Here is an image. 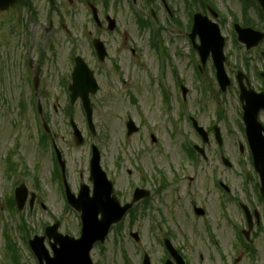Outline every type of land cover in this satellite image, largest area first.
I'll use <instances>...</instances> for the list:
<instances>
[{
	"label": "rangeland",
	"instance_id": "1",
	"mask_svg": "<svg viewBox=\"0 0 264 264\" xmlns=\"http://www.w3.org/2000/svg\"><path fill=\"white\" fill-rule=\"evenodd\" d=\"M80 1L55 0L60 11L52 15L48 0H35L37 17L31 21L21 7L0 15V201L4 204L7 197H13L20 184L36 196L31 209L28 201L21 212L16 208L10 212L5 207L0 209V264H12L5 248V232L17 244L18 264H36L24 241L25 233L19 230L22 220L29 239L41 236L45 227L55 222L61 225L60 233L74 238L79 235V215L66 208L63 189L52 180L51 143L44 147L39 144L42 120L65 160L72 193L76 194L81 184L90 187L91 144L99 149L101 169L114 183L122 204L136 187L151 193L145 203L144 199L137 204L132 216L129 214L118 224L119 228L111 229L102 248H93L94 264H141L143 253L152 264H163L167 259L164 239L170 240L186 264H264V205L241 132L242 111L235 81L236 73L242 72L251 90L264 89L259 77L264 69V43L246 51L233 40L232 26L234 19L240 23L245 15L255 23L252 15L241 10V0H212L226 40L225 71L232 81L221 93L211 60L198 72L199 59L185 32L178 36L179 29L161 13L157 25L163 29L165 68L164 76L160 74L157 55L149 46V33L139 30L135 22L136 10L149 19L143 0H137L138 9L130 5V0L106 1L108 9L104 12L116 21L114 33H107L105 28L96 30ZM176 2L181 4L180 0ZM92 4L102 15L100 1ZM173 8L184 26L187 16L189 22L190 16L201 13L193 0H187L185 7ZM47 14L53 28L46 33L43 28L47 26ZM93 38H100L106 46L109 60L102 65L91 57L89 42ZM73 55L83 57L99 85L98 93L90 98L94 137L87 129L80 102L69 104L64 85L70 83ZM37 67L40 71L36 75ZM33 77L39 78L36 93L31 89ZM180 86L188 90L185 101ZM162 91L168 93V102ZM36 100L41 105V122L32 119L28 107ZM20 103L25 105L24 112L18 108ZM70 116L82 135L80 146L72 137ZM187 116L209 134L208 142H202L189 123L183 122ZM129 118L139 132L127 137L125 123ZM176 123L179 128L175 130ZM214 126L221 132L220 148L213 137ZM184 139L202 148L206 160L198 156L192 162L182 150ZM11 151H15L11 159L14 174L4 166ZM222 158L230 168L223 165ZM218 182L230 193L217 189ZM238 204L259 215V226L255 227L254 220L247 242L243 238L255 250L253 257L236 247L238 232L246 231ZM193 206L202 209L204 216L193 214Z\"/></svg>",
	"mask_w": 264,
	"mask_h": 264
},
{
	"label": "water",
	"instance_id": "2",
	"mask_svg": "<svg viewBox=\"0 0 264 264\" xmlns=\"http://www.w3.org/2000/svg\"><path fill=\"white\" fill-rule=\"evenodd\" d=\"M15 1L16 0H0V10L7 9L10 5H13ZM258 1L264 10V0ZM110 29H112V26ZM237 32L239 40L246 44L247 49L256 46L262 38L259 34L253 33L250 30L237 28ZM196 35L199 36L201 43L200 47H197V51L201 57V63L204 64L208 53L212 52L216 77L220 86L224 89L225 86L228 85V81L226 80L223 70V40L220 37L217 27L211 23L209 24L207 20L200 15H195L191 37ZM94 45L99 59L102 60L105 56L102 44L95 41ZM97 89L98 87L94 80L93 73L86 67L81 59L76 58L75 68L72 74V84L69 86L71 102L74 103L77 98L81 99L91 130H93V126L91 122L89 94L94 95ZM240 100L241 102H245V106L243 107V120L246 126L248 144L253 156L254 169L259 175L261 193L264 197V141H262L259 136L262 128L256 120L258 111L261 109L264 110V97H253L250 96V94L242 92ZM71 124L76 142L80 144L82 142L80 133L74 124ZM133 132L134 131H129V134ZM91 181L93 182V196L91 199L86 198V190H83V188L80 192L81 196L78 201H74L71 196L68 198L69 203L76 208H78L77 203L82 202L80 204L82 208V230L80 239L73 240L67 237L62 238L54 235V244L51 246L54 252V257L52 259L48 258L46 252L39 243H32V249L40 264H42L43 260L46 264H91L88 255L93 244L96 242L102 243L110 226L119 222L125 212L131 208V205H126L121 208L116 199L111 197V184L107 182L104 173H102L99 168L97 153H95L91 161ZM24 196L25 188L22 186L16 190L17 202L20 207L23 204ZM138 199L139 196H136L135 200L137 201ZM196 213L198 215L202 214L201 211H197ZM99 214L101 215L100 219H98ZM56 245H59L58 249H56ZM168 250L176 260V264H183L182 260L176 256L173 250L170 248H168ZM145 264H148V259L146 258Z\"/></svg>",
	"mask_w": 264,
	"mask_h": 264
},
{
	"label": "flooded vegetation",
	"instance_id": "3",
	"mask_svg": "<svg viewBox=\"0 0 264 264\" xmlns=\"http://www.w3.org/2000/svg\"><path fill=\"white\" fill-rule=\"evenodd\" d=\"M133 1L136 2V0H133ZM146 1L149 2V5H148L149 11L152 10L154 12V17H153L152 21L155 22L156 24L159 23L158 20H159L160 13H161V15H164L165 17H167L166 19H167L168 23L170 25H172V23H173L174 27L179 29L178 30L179 31L178 36H181L185 32V37H187L188 42H189V44L191 46V50H193L192 49L191 40L189 39L191 19L188 22V16H187L186 17V23H185V26H184L182 24V21H179L176 18L175 8H173V7H185V5H187V0H180L181 4L177 3L176 0H146ZM80 2H81V4H83L84 7H89L90 8V6H91V1L90 0H81ZM199 7L201 8V14H203V15L208 14L206 16H208L211 19L212 13H210V12H212V11H210L211 10L210 7H212V6L207 4V3L206 4L205 3L204 4L199 3ZM258 9H260V8L259 7H247V10L249 11V14L252 15L251 18H253L255 20V23H253L248 18V16L245 15V16H243L242 21L240 22V25L242 26V24L248 23L245 26H248V27L253 28L255 30H259L262 33H264V16L258 11ZM48 10H49L50 14L57 15L58 12L60 11V7H51L50 6V7H48ZM36 11H37V9H35V13H37ZM186 13H188V7H186ZM47 16H48V14H47ZM36 17H37V14H36ZM105 17H106V15H105ZM218 20H219V18H218ZM90 22L93 23V26L95 27V29L99 30V31H101L106 25L105 23H103V21H101L100 24H97L96 22H94L91 19ZM49 26L52 29V23L51 22H48V27ZM45 30H47V28H45ZM194 42L197 43V39H195ZM260 45L257 48H259ZM263 55H264V53H263ZM240 84H243L245 86L246 90H250L251 89L249 80H248V78L246 77L245 74L240 76ZM236 85L238 86L237 82H236ZM256 92L257 93H259V92H263L264 93V90L263 89L256 90ZM36 106L38 107V104H35V108H36ZM28 107H30L32 118L33 119H35L36 117L38 118L39 116H37L36 113L34 112L33 105L28 103ZM18 108L21 109L22 112H24L25 105H19L18 104ZM258 118L260 119V122H261L262 126L264 127V112H259ZM241 132L244 133V128H243V131L241 130ZM261 135L263 137L264 136V132H262ZM127 137H130V136H127ZM130 197H131V195H130ZM193 208H195V207L193 206ZM165 254H166V257L168 258L167 253H165ZM166 260L167 259L164 260L163 264L166 262Z\"/></svg>",
	"mask_w": 264,
	"mask_h": 264
}]
</instances>
